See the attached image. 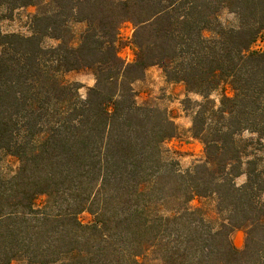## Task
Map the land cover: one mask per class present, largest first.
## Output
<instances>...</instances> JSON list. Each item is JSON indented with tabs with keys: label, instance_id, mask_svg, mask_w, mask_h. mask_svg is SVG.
Listing matches in <instances>:
<instances>
[{
	"label": "trees",
	"instance_id": "16d2710c",
	"mask_svg": "<svg viewBox=\"0 0 264 264\" xmlns=\"http://www.w3.org/2000/svg\"><path fill=\"white\" fill-rule=\"evenodd\" d=\"M41 4L30 36L0 33V161L19 164L0 175V264H264V50L250 51L264 0H0ZM225 10L235 25L220 22ZM70 22L86 25L76 48ZM126 23L132 63L116 55ZM46 37L60 44L43 48ZM150 67L202 97L191 133L204 159L191 169L163 159L167 114L135 102ZM83 70L95 83L81 100L63 74ZM221 85L231 96L216 106ZM209 196L227 213L218 228L189 206Z\"/></svg>",
	"mask_w": 264,
	"mask_h": 264
},
{
	"label": "rangeland",
	"instance_id": "374dc122",
	"mask_svg": "<svg viewBox=\"0 0 264 264\" xmlns=\"http://www.w3.org/2000/svg\"><path fill=\"white\" fill-rule=\"evenodd\" d=\"M30 7L34 8L35 11L32 13H29L27 11L17 12L16 10L21 9V8L9 9L6 7V5H2L0 7V22L8 21V23L6 25H4V27L7 28V27H11L13 20H15L20 28L25 29L26 32L32 33L34 16L36 14H38V12H40L41 10H45L46 5L41 4V5H34V6H30ZM28 8L29 7H25L23 9L27 10ZM21 16H25L26 19L21 21ZM221 16L224 17V23L223 24H225L227 26L235 25V18L232 14H231L232 19H228V17L224 15V12L222 14H220V17ZM220 22H221V20H220ZM127 24L128 23L123 24L121 26V28ZM66 27H67L66 29H67V33H68V39L70 42L69 44L71 47L76 48L80 43V37H81L82 33L84 32L86 25H85V23L70 22L67 24ZM131 28H132V26H131ZM132 30H133V28H132ZM132 33H133V31H132ZM2 34L3 35L17 34V35L25 36V37L30 36V35H25L24 33H21L20 31L4 32ZM131 37H132V35H131ZM131 37L126 38L125 36H122L120 34V31H119L118 39L116 42V49H117V52H119L126 47L129 48L131 51V54L133 56V60H132V62H133L134 58H135V49L131 44ZM257 40H259L261 43H264V32L259 34L256 41ZM49 41L54 42V46H53V43H49ZM256 41L251 46L250 51H263L264 49H261L258 46L254 47V45L256 44ZM58 44H60V42L58 40H55V39H52L49 37H46L42 40V47L43 48L56 47ZM121 60L124 61L123 59H121ZM150 68H152V67H150ZM155 68L159 69L160 75L163 77V85L156 88L155 92L157 94L153 95V88L149 87V85L150 84L155 85L156 81H154L151 78L150 74H146V72H145L144 76L140 80H137V81H139L138 84H135L136 81L132 83V85L135 84V89L131 86L133 91H134V97H142L139 104H137L136 100H135V102L137 105H140V106L145 105L148 107L157 108V109L165 112L169 118L171 117L170 120L172 122L174 120L180 118V113H183V118L190 119L191 126L189 128H185V127H183L182 124H176L173 122V124L175 126V133H174L173 137H171L167 141L175 139L177 141V143L172 149H168V148L163 147V150H164L163 159L165 161L176 162L178 167L183 171L187 170V169H191L194 165L198 164L199 162H202L204 159V146L197 138H194L192 136V133H191L193 112L195 111V104L199 101H194V100L189 99V94H186L185 89L181 83L167 82L162 70L158 67H155ZM89 75L94 78V75L89 70H83V71H77V72H68L66 74H63V79L69 83L80 84V86H81L80 88L85 89V96H86V93H87V90L89 87H87L86 84L80 83L79 80L77 79V77L87 78ZM66 77H68V78L66 79ZM169 85H171V87H169ZM177 86H181V87L178 88ZM226 91L230 92L228 86L227 85H221L214 92H216V94L218 95V97L220 99L221 94L225 93ZM166 92L168 93L167 95H166ZM180 95H183L184 99L179 100V109L177 110L176 108H172L171 110H169V107H168L169 104H171L174 100H178V97ZM212 101H214V100H212ZM214 103L216 105L215 101H214ZM243 138H247V137L243 136ZM197 144L200 146L199 152H196L194 150L196 148ZM184 146H188L187 151H178L177 150L178 148H181ZM184 157H189L187 167H183L181 164V160ZM18 166H19V164L14 157L3 154L1 157V161H0V175L6 179L12 177L16 173ZM241 176H243L245 179H244V182L241 183L239 186L244 184L246 181V176L240 175L235 179V181H234L235 184H236V181L238 180V178ZM262 197H264V192L261 194V199H262V201H264V198H262ZM194 199L196 200V205H192L191 203H189V206L192 209H199L201 211V213L203 214L205 221L208 222L213 228H218V226L221 223H226L227 213L218 211L217 200L214 196H209V197H204V198H194ZM44 200H45V198H40L36 201V207L38 209L44 208ZM91 219L92 218L88 213H82L78 216V220L83 225L88 224L91 221ZM237 233H240L238 238L236 235ZM244 241H245V232L243 229H237V230H234L232 232L231 243L237 250L243 249Z\"/></svg>",
	"mask_w": 264,
	"mask_h": 264
},
{
	"label": "clouds",
	"instance_id": "9594fccd",
	"mask_svg": "<svg viewBox=\"0 0 264 264\" xmlns=\"http://www.w3.org/2000/svg\"><path fill=\"white\" fill-rule=\"evenodd\" d=\"M17 12H24V11H27L29 13H32L35 11L34 8H31L29 7L27 10L21 8V9H17L16 10ZM224 15L228 17V19H232V16L231 14H228L227 11L225 10L224 12ZM24 19H26L25 16H21V21H23ZM221 20V23L223 24L224 23V17L221 16L219 18ZM8 23V21H3V22H0V33H4V32H16V31H20L21 33H24L25 35H31V33L29 32H26L25 29L23 28H20L19 25L17 24V22L15 20H13L12 22V25L11 27H7L5 28L4 25H6ZM120 34L122 36H125L126 38H130L131 35H132V28H131V25L130 24H127L125 26H123L120 30ZM205 36H207L208 34L207 33H204ZM49 43H53V46H54V42H51L49 41ZM258 46L259 48L261 49H264V43H261L259 40L256 41V44L254 45V47ZM120 59H123L125 61V63H131L132 60H133V56L131 54V51L129 48H124L122 49L121 51L117 52L116 54ZM146 74H150L151 75V78L156 81V84L155 85H149V87H152L153 88V95L157 94L155 92V89L162 86L163 85V77L160 75V72H159V69L155 68V67H152V68H149L146 70ZM68 77H66L67 79ZM77 79L79 80L80 83L82 84H86L87 87H92L95 83V80L93 77H91L90 75L85 78V77H77ZM139 81H136L135 84H138ZM135 84L132 85V87L135 89ZM169 87H171V85H169ZM178 88L181 87V86H177ZM79 95H80V99L83 100L85 99V89L84 88H80L77 90ZM168 93L166 92V95ZM225 95H228L230 96L231 93L230 92H225ZM134 99L136 100L137 104H139L140 100L142 99V97H134ZM184 99V96L183 95H180L178 97V100H174L171 104H169V110H171L172 108H176L177 110L179 109V100H182ZM189 99L191 100H194V101H200L202 100V97L199 96L198 94H193V93H189ZM209 99L211 100H214L216 102V105L218 106L219 104V97L218 95L216 94V92H213V93H210L209 95ZM171 119V117H170ZM174 123L176 124H182L183 127L185 128H189L191 126V121L190 119H185L183 118V113H180V118L176 119L173 121ZM244 137H248L250 134L247 132V131H244L243 134H242ZM251 135H255L254 133H252ZM177 141L175 139H172L170 141H166L162 144V147L164 148H168V149H172L175 145H176ZM199 148L200 146L197 144L196 145V148L194 149L196 152H199ZM178 151H187L188 150V146H184V147H181V148H178L177 149ZM188 161H189V157H184L182 160H181V164L183 167H187L188 166ZM244 177L241 176L238 178V180L236 181V186L239 187V185L241 183L244 182ZM264 198V197H262ZM192 205H196V200L193 199L191 202H190ZM237 238L239 237L240 233H237ZM138 259V258H137ZM14 264V262H13Z\"/></svg>",
	"mask_w": 264,
	"mask_h": 264
}]
</instances>
